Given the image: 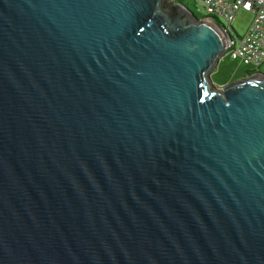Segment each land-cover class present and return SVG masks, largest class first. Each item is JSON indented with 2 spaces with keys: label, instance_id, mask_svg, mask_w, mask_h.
<instances>
[{
  "label": "water",
  "instance_id": "water-1",
  "mask_svg": "<svg viewBox=\"0 0 264 264\" xmlns=\"http://www.w3.org/2000/svg\"><path fill=\"white\" fill-rule=\"evenodd\" d=\"M188 8L0 0V264H264V73Z\"/></svg>",
  "mask_w": 264,
  "mask_h": 264
},
{
  "label": "built area",
  "instance_id": "built-area-1",
  "mask_svg": "<svg viewBox=\"0 0 264 264\" xmlns=\"http://www.w3.org/2000/svg\"><path fill=\"white\" fill-rule=\"evenodd\" d=\"M205 14H212L221 30L229 31L230 26L219 17L231 23L240 9L250 11L252 19L243 35L235 34L226 39V49L231 59H240L242 63L258 69L264 64V0H197ZM212 18V17H211Z\"/></svg>",
  "mask_w": 264,
  "mask_h": 264
},
{
  "label": "rangeland",
  "instance_id": "rangeland-1",
  "mask_svg": "<svg viewBox=\"0 0 264 264\" xmlns=\"http://www.w3.org/2000/svg\"><path fill=\"white\" fill-rule=\"evenodd\" d=\"M183 2L198 18L205 15L203 8L197 0H183ZM251 19L252 13L250 11L240 9L236 12L231 23H228L223 17H219V22L220 24L223 22L225 25L230 26L229 32L234 36L235 34L243 35L250 24ZM228 55L227 52L222 54L216 67L210 72L213 85L217 87H221V85L225 83L227 84L236 78L248 76L249 73L246 74V70L252 69L251 65L242 63L240 59H231ZM257 71L264 73V64L261 65Z\"/></svg>",
  "mask_w": 264,
  "mask_h": 264
},
{
  "label": "trees",
  "instance_id": "trees-1",
  "mask_svg": "<svg viewBox=\"0 0 264 264\" xmlns=\"http://www.w3.org/2000/svg\"><path fill=\"white\" fill-rule=\"evenodd\" d=\"M176 1H177V2H182V3L185 5V3L183 2V0H176ZM186 6H187V5H186ZM205 15L212 17L213 20H217L212 14H205ZM238 35H239V34H238ZM257 70H258V69H256V68L254 67V68H252V69L246 70V74H248V73H252V72H254V71L257 72Z\"/></svg>",
  "mask_w": 264,
  "mask_h": 264
}]
</instances>
